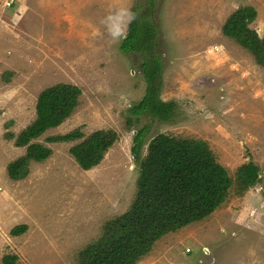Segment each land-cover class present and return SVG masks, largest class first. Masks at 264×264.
<instances>
[{
    "label": "rangeland",
    "instance_id": "374dc122",
    "mask_svg": "<svg viewBox=\"0 0 264 264\" xmlns=\"http://www.w3.org/2000/svg\"><path fill=\"white\" fill-rule=\"evenodd\" d=\"M148 2L0 0V264L6 256L16 264H76L77 253L136 198L140 162L132 147L142 127L147 142L160 134L205 142L230 177L252 161L261 180L208 218L157 240L137 264H264V67L222 33L231 14L252 7L250 28L264 38V0H156L161 98L179 107L171 123L145 116L138 125L130 110L146 93L143 59L120 46L132 21L126 13ZM116 29L124 33L119 39ZM58 84L78 87L79 105L36 141L51 157L14 181L7 167L26 148L8 135L36 120L39 95ZM75 130L84 139L112 130L118 140L84 171L70 154L76 142H47ZM20 225L28 230L13 236Z\"/></svg>",
    "mask_w": 264,
    "mask_h": 264
},
{
    "label": "trees",
    "instance_id": "16d2710c",
    "mask_svg": "<svg viewBox=\"0 0 264 264\" xmlns=\"http://www.w3.org/2000/svg\"><path fill=\"white\" fill-rule=\"evenodd\" d=\"M156 4V0H149L144 11L133 9L134 19L120 46L123 53L143 59L140 68L147 83L146 93L130 110L138 125L145 116L171 123L179 107L177 102L161 98L165 63L159 50ZM256 19L254 8H240L228 17L222 33L264 67V38L250 28ZM80 96L81 90L69 84H58L39 95L36 120L16 137L8 135L9 139L15 138L17 147L26 148L25 155L7 167L12 180L27 178L32 163H43L51 157L52 150L36 141L71 117ZM148 132L147 127L137 129L133 140L132 152L140 162L135 200L126 213L107 221L100 236L77 253L76 264H137L157 240L208 218L232 194L243 195L261 180V170L252 161L230 177L205 142L164 134L147 142ZM117 140L118 134L112 130L97 131L85 139L81 130H75L50 137L47 142H76L70 154L82 170L89 171L101 164ZM145 146L147 154L142 157ZM27 230V225H20L11 234L20 236ZM16 262V256L4 258V264Z\"/></svg>",
    "mask_w": 264,
    "mask_h": 264
},
{
    "label": "clouds",
    "instance_id": "9594fccd",
    "mask_svg": "<svg viewBox=\"0 0 264 264\" xmlns=\"http://www.w3.org/2000/svg\"><path fill=\"white\" fill-rule=\"evenodd\" d=\"M126 14L128 15L129 22L131 21V19H134L133 14H131V13H126ZM123 35H124V33L120 29H116L115 31L112 32L113 39H119Z\"/></svg>",
    "mask_w": 264,
    "mask_h": 264
}]
</instances>
